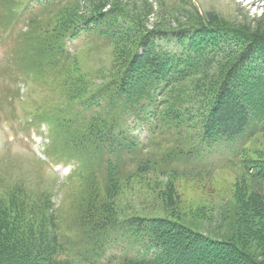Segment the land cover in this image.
Returning a JSON list of instances; mask_svg holds the SVG:
<instances>
[{"label": "trees", "instance_id": "16d2710c", "mask_svg": "<svg viewBox=\"0 0 264 264\" xmlns=\"http://www.w3.org/2000/svg\"><path fill=\"white\" fill-rule=\"evenodd\" d=\"M12 1L16 4L0 24L2 39L15 46L24 33L31 34L38 71L52 70L54 79L62 78L68 100L74 98L59 106L67 111L48 115L52 132L67 135L78 154L98 155L107 171L103 187L94 182L96 175L84 178L88 192L74 224L51 196L23 183L0 192V264H261L245 243L214 240L181 223L172 213L177 205L172 188L161 194L166 217L125 219L116 205L118 171L124 155L140 147L133 134L140 126L153 135H170L174 144L187 145L188 153L198 145L239 141L244 177L253 187L241 203L249 224H242L243 236L264 254V154L255 148L264 136V30L214 24L148 29L129 9L130 0H89L91 10H83L81 0ZM76 37L118 53L111 69L96 73V84L108 82L86 83L73 56L77 50L70 53L66 45ZM212 63H225L215 86L205 78ZM71 113L86 116L80 130ZM77 162L73 176L84 169ZM141 164L133 173L139 179L152 165ZM119 236L144 252L106 260L109 244Z\"/></svg>", "mask_w": 264, "mask_h": 264}, {"label": "rangeland", "instance_id": "374dc122", "mask_svg": "<svg viewBox=\"0 0 264 264\" xmlns=\"http://www.w3.org/2000/svg\"><path fill=\"white\" fill-rule=\"evenodd\" d=\"M15 4L12 0H0V24ZM78 5L83 10H91L93 4L81 0ZM127 5L134 14L141 15L148 29L180 30L214 24L264 30V0H130ZM2 36L3 30L0 29V40ZM83 41L74 42L70 50L72 53L77 50L73 56L79 61L78 67L81 75L86 76V83L99 87L108 82V78L98 80L96 84V73L99 69H111L118 53L114 56L112 47ZM35 44L32 35L24 33L18 44L7 50L2 44L0 49L4 55L0 62V192L12 184L23 183L37 194L51 196L55 208L74 224L79 217L80 201L88 192V180L84 178L96 175L94 182L103 187L107 165L94 153L78 154L80 151L72 148L67 135L62 136L56 130L52 132L47 123L49 116H55L53 112L56 111H67L59 106L71 100L61 84L62 78L54 79L52 70L43 65L38 71L37 67L41 65L39 59H34ZM224 64H211L205 76L210 86L220 81ZM85 118L77 113L69 116L78 130L84 126ZM138 132L150 146L145 145V150L138 147L122 158L118 171L121 190L116 205L121 216L125 219L166 217L161 194L172 188L177 197L172 213L181 223L214 240L245 243L246 248L264 264L259 244L243 236L242 224L248 222L243 217L241 203L253 187L245 178L242 160L231 152L222 151L200 162L193 155L188 158L181 154L179 150L188 152L189 147L176 143L180 145L179 149L166 133L152 134L157 145L151 146L153 141H150L152 135L148 134L149 131L140 127ZM71 135L74 136L73 131ZM255 148L256 152L264 154V136L259 137ZM49 157L63 162V165L54 170L47 162ZM74 160H81L84 169L71 176L70 172L76 166ZM148 161L152 164L149 173L142 175L141 179L136 178L133 173L142 166L141 163ZM202 250L210 251V248L203 245Z\"/></svg>", "mask_w": 264, "mask_h": 264}]
</instances>
